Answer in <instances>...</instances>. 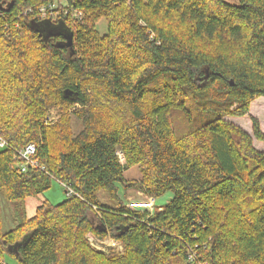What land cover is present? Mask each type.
<instances>
[{"label": "trees", "instance_id": "obj_1", "mask_svg": "<svg viewBox=\"0 0 264 264\" xmlns=\"http://www.w3.org/2000/svg\"><path fill=\"white\" fill-rule=\"evenodd\" d=\"M259 96L264 0H0V260L16 245L17 264H192L190 251L264 264V148L226 119ZM28 143L38 167L20 172L15 151ZM134 165L141 177L128 180ZM52 180L65 198L28 217L26 198ZM118 185L172 197L136 211ZM2 200L16 210L5 231ZM89 232L122 249H98Z\"/></svg>", "mask_w": 264, "mask_h": 264}, {"label": "rangeland", "instance_id": "obj_2", "mask_svg": "<svg viewBox=\"0 0 264 264\" xmlns=\"http://www.w3.org/2000/svg\"><path fill=\"white\" fill-rule=\"evenodd\" d=\"M230 3H235L237 0H225ZM84 16V15H83ZM106 20L104 18H99L94 21L93 25L96 29V31L104 35L107 30ZM61 114L59 113V110L57 108L51 109L48 114V122L55 123L57 119H59ZM255 118L258 121V125L260 127V130L264 133V97L259 96L252 100L249 105V111L248 114L244 116L239 117H226V119H229L230 121L234 122L235 124L239 125L244 131H246L253 140V145L258 148V143H261L263 141H260V139H256L253 135V128H252V120L251 118ZM76 125L75 122L73 124ZM264 143V142H263ZM263 149V148H262ZM120 161H123L122 155H120ZM124 177L128 180H136L141 177V167L139 165H134L132 167H129L124 171ZM64 187L61 185L58 181L52 180L51 185L48 189H45V191L37 196H31L26 198L25 203V214L30 217L34 214L35 208L39 203H41L43 200H48L49 202L55 204L63 201V199L66 196V193L64 192ZM98 198L111 206H117L118 200L123 203L127 202L128 200L134 199V198H145L147 196H144L142 192L136 190V189H128L124 190L122 186L118 185V191L117 196L118 200L111 198L106 190H99L97 193ZM172 197V192L167 191L161 196L154 198V209L163 206L167 201L170 200ZM12 202L2 200L1 202V215H2V230H8L12 228L15 225V222L12 218L16 215L15 206L12 205ZM160 209V208H159ZM88 237H96L93 233L86 234ZM3 261L6 264H17L16 259L10 254L5 253Z\"/></svg>", "mask_w": 264, "mask_h": 264}, {"label": "built area", "instance_id": "obj_3", "mask_svg": "<svg viewBox=\"0 0 264 264\" xmlns=\"http://www.w3.org/2000/svg\"><path fill=\"white\" fill-rule=\"evenodd\" d=\"M60 1L65 2L66 0H60ZM47 6L49 9V12H48L49 15L47 17L54 20L55 19L54 13L51 9L55 7L56 5L54 3H49ZM45 8L46 7L44 6H41L39 8L42 16L47 15V11ZM72 16L76 17L77 19H80L82 17V11L74 10L72 12ZM7 147H9L8 143L2 136H0V149H4ZM35 151H36V147L34 143H28L24 145L23 148L20 147L16 149L15 166L18 168L20 172H25L29 168L38 167V162L34 159ZM71 192L72 190L69 189L67 194H70ZM125 205L130 209H133L136 211L137 210L139 211L147 210L149 213L153 212L154 206H155L154 198L152 196H147L145 198H134V199H131L125 202ZM88 239L90 243L94 245L95 247L97 246L98 249H104L105 246H109V247L111 246L115 251H120L122 249V245L120 244V242L112 238L100 239L98 237H88ZM188 260L192 264H208V262L206 261H200L199 258H197V253L193 251L189 252ZM0 264H6V263L3 260H0Z\"/></svg>", "mask_w": 264, "mask_h": 264}, {"label": "water", "instance_id": "obj_4", "mask_svg": "<svg viewBox=\"0 0 264 264\" xmlns=\"http://www.w3.org/2000/svg\"><path fill=\"white\" fill-rule=\"evenodd\" d=\"M68 38L71 39L70 35L68 36ZM7 251L9 253H17L16 245H13V246L12 245H9L7 247Z\"/></svg>", "mask_w": 264, "mask_h": 264}, {"label": "crops", "instance_id": "obj_5", "mask_svg": "<svg viewBox=\"0 0 264 264\" xmlns=\"http://www.w3.org/2000/svg\"><path fill=\"white\" fill-rule=\"evenodd\" d=\"M258 148H259V150L260 149H262V148H264V143L263 142H261V143H258ZM100 200V199H99ZM101 201V200H100ZM102 202V201H101Z\"/></svg>", "mask_w": 264, "mask_h": 264}, {"label": "bare ground", "instance_id": "obj_6", "mask_svg": "<svg viewBox=\"0 0 264 264\" xmlns=\"http://www.w3.org/2000/svg\"><path fill=\"white\" fill-rule=\"evenodd\" d=\"M60 2H61V1H60ZM61 3H63V4H64L65 2H61ZM54 4H55V3H54ZM55 5H57V3H56Z\"/></svg>", "mask_w": 264, "mask_h": 264}]
</instances>
